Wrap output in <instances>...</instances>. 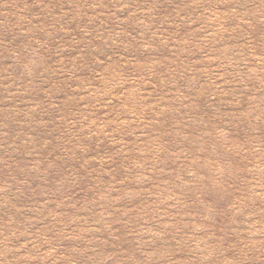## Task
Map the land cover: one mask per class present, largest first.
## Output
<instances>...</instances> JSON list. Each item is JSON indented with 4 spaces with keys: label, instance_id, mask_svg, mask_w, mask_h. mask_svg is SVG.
I'll list each match as a JSON object with an SVG mask.
<instances>
[{
    "label": "rangeland",
    "instance_id": "obj_1",
    "mask_svg": "<svg viewBox=\"0 0 264 264\" xmlns=\"http://www.w3.org/2000/svg\"><path fill=\"white\" fill-rule=\"evenodd\" d=\"M0 264H264V0H0Z\"/></svg>",
    "mask_w": 264,
    "mask_h": 264
}]
</instances>
